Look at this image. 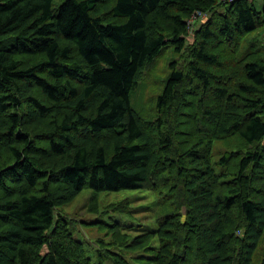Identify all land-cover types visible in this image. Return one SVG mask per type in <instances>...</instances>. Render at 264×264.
<instances>
[{
    "label": "trees",
    "instance_id": "trees-1",
    "mask_svg": "<svg viewBox=\"0 0 264 264\" xmlns=\"http://www.w3.org/2000/svg\"><path fill=\"white\" fill-rule=\"evenodd\" d=\"M54 2L0 0V264H264V0ZM168 44L145 120L130 94ZM85 188L103 217L98 194L154 191L156 225L96 220L94 260L54 213Z\"/></svg>",
    "mask_w": 264,
    "mask_h": 264
},
{
    "label": "rangeland",
    "instance_id": "rangeland-1",
    "mask_svg": "<svg viewBox=\"0 0 264 264\" xmlns=\"http://www.w3.org/2000/svg\"><path fill=\"white\" fill-rule=\"evenodd\" d=\"M221 1V0H220ZM61 0H55L54 7H56ZM256 6L260 8V0H255ZM210 11H204V15L198 20L194 30L203 22ZM191 17V15L189 16ZM189 17L186 18L189 19ZM183 37L185 46L192 44L194 40V31L190 33L192 27V19L187 20ZM9 41V40H8ZM6 40H0V44H6ZM183 53V52H182ZM182 53L178 54L174 51L172 45L168 44L161 48L158 54L147 64L142 71L141 78L130 94V105L138 115L145 120L151 119L156 112V98L161 94L166 77L169 72V63L173 60L178 61V65H184V61L180 59ZM236 145L235 138L227 139L216 143V147L225 152L228 147ZM90 189H83L71 202L57 207L54 211L55 216L59 218L61 215L67 222L68 227L72 231L73 237L81 240L89 252V255L95 260L94 250L98 248L96 240L98 237L104 236L103 232H99L96 228V220L102 219L106 216V222H110V217H118L121 221L129 226L126 231L138 232L142 228H153L156 225V216L158 214L157 202L160 196L154 191L148 189H124L116 192H102L98 194V209L101 213L106 210L103 216L94 214L89 211V197ZM125 199L127 201L125 206V213H114L109 211V206L115 201ZM102 217V218H101ZM95 222L94 224H91ZM131 229V230H130ZM138 229V230H137ZM45 249L41 250L43 253ZM129 255V254H125ZM134 255V254H131Z\"/></svg>",
    "mask_w": 264,
    "mask_h": 264
},
{
    "label": "built area",
    "instance_id": "built-area-1",
    "mask_svg": "<svg viewBox=\"0 0 264 264\" xmlns=\"http://www.w3.org/2000/svg\"><path fill=\"white\" fill-rule=\"evenodd\" d=\"M221 1H230V0H221ZM204 15V11H200V10H197V11H194L192 14H191V17H189V19H192L191 23H192V27H191V31L190 33H192L194 31V28L196 27L199 19ZM187 19V20H189ZM186 20V24L188 26V21ZM198 20V21H196Z\"/></svg>",
    "mask_w": 264,
    "mask_h": 264
},
{
    "label": "bare ground",
    "instance_id": "bare-ground-1",
    "mask_svg": "<svg viewBox=\"0 0 264 264\" xmlns=\"http://www.w3.org/2000/svg\"><path fill=\"white\" fill-rule=\"evenodd\" d=\"M57 207V206H56Z\"/></svg>",
    "mask_w": 264,
    "mask_h": 264
}]
</instances>
